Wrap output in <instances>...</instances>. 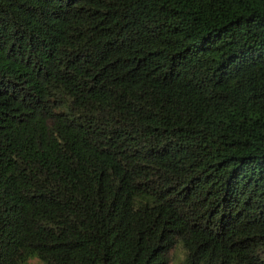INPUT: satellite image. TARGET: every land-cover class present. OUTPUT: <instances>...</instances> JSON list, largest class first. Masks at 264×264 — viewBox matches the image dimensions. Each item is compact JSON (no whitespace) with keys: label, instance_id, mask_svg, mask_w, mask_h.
<instances>
[{"label":"trees","instance_id":"16d2710c","mask_svg":"<svg viewBox=\"0 0 264 264\" xmlns=\"http://www.w3.org/2000/svg\"><path fill=\"white\" fill-rule=\"evenodd\" d=\"M184 248L264 264V0H0V264Z\"/></svg>","mask_w":264,"mask_h":264},{"label":"clouds","instance_id":"9594fccd","mask_svg":"<svg viewBox=\"0 0 264 264\" xmlns=\"http://www.w3.org/2000/svg\"><path fill=\"white\" fill-rule=\"evenodd\" d=\"M178 246L183 247V242L180 241L178 243ZM189 254H190L189 250L187 248H184V254L180 257V259L179 260H173L171 262V264H187V257Z\"/></svg>","mask_w":264,"mask_h":264},{"label":"rangeland","instance_id":"374dc122","mask_svg":"<svg viewBox=\"0 0 264 264\" xmlns=\"http://www.w3.org/2000/svg\"><path fill=\"white\" fill-rule=\"evenodd\" d=\"M30 264H40V263H38V262L35 260V261H32Z\"/></svg>","mask_w":264,"mask_h":264}]
</instances>
